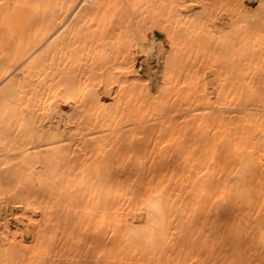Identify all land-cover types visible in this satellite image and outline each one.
Instances as JSON below:
<instances>
[{
	"label": "bare ground",
	"instance_id": "obj_1",
	"mask_svg": "<svg viewBox=\"0 0 264 264\" xmlns=\"http://www.w3.org/2000/svg\"><path fill=\"white\" fill-rule=\"evenodd\" d=\"M0 264H264V0H0Z\"/></svg>",
	"mask_w": 264,
	"mask_h": 264
}]
</instances>
